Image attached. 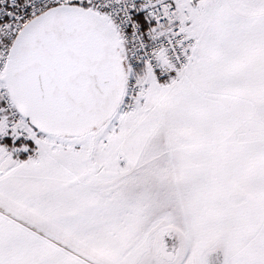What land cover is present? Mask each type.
Instances as JSON below:
<instances>
[{
    "label": "snow or ice",
    "instance_id": "6c2138e0",
    "mask_svg": "<svg viewBox=\"0 0 264 264\" xmlns=\"http://www.w3.org/2000/svg\"><path fill=\"white\" fill-rule=\"evenodd\" d=\"M0 264H264V0H0Z\"/></svg>",
    "mask_w": 264,
    "mask_h": 264
}]
</instances>
